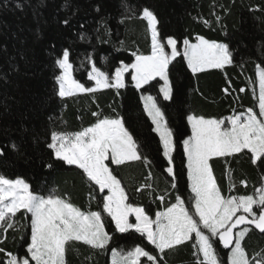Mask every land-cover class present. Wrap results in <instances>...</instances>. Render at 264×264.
<instances>
[{
    "label": "trees",
    "instance_id": "1",
    "mask_svg": "<svg viewBox=\"0 0 264 264\" xmlns=\"http://www.w3.org/2000/svg\"><path fill=\"white\" fill-rule=\"evenodd\" d=\"M70 4L71 7L66 8L65 0H0V148L5 152L0 157V174L7 178H23L36 193L49 195L54 192L70 199L82 210H100V196L95 186H90L80 169L54 161L46 144L52 130L79 131L95 122L94 111L114 115L115 109L140 139L144 146L142 151L151 161L147 166L141 161L111 165L129 193L130 202L144 207L153 217L156 212L163 211L166 204L174 202L177 193L187 201L191 193L182 146L174 153V170L179 178L177 188L172 189V178L165 171L167 162L159 139L140 102L145 89L153 95L158 89L146 85L138 92L126 74L127 86L120 90L119 96L115 90L105 89L61 100L56 95L54 76L59 70L54 61L64 48H69L74 78L91 86L93 83L87 79L89 56L102 70L112 72L121 61L132 63L135 57L131 53L137 49L149 54L146 21L136 18L145 6L156 12L162 36L176 38L178 47L182 48L185 38L195 42L198 35L228 43L234 62L224 70L210 69L194 76L182 56L169 66L174 102H161L179 142L190 134L186 121L188 113L225 118L248 108L256 109L255 67L264 62V11L255 9H264V0H235L234 3L233 0H70ZM125 4L131 10V18L125 19L129 14ZM64 19H69L67 26L62 23ZM82 34L86 39L81 40ZM226 88L228 93L224 91ZM241 88L245 91L240 92ZM12 144L17 145V150L12 149ZM249 157L250 154L241 153L211 162L225 195L253 194L254 188L261 185L264 168L253 165ZM49 162H54L55 167L49 169ZM149 172L152 178L146 179ZM229 175L236 181L234 191H229ZM240 180H247V188L239 183ZM144 184L152 187L138 192L136 189ZM159 195H165L163 203L157 199ZM16 219L19 221L17 227L24 225L23 231L10 229L0 247L23 255L29 243V215L17 213ZM106 230L113 235L107 251L94 252L78 244L76 250L67 254L68 264H108L111 249L127 251L135 245L156 254L154 247L138 233L115 232L109 218ZM244 243L251 255L264 248V234L254 230ZM218 248L221 257L226 258L228 250L222 246ZM192 253L191 242H188L166 253V261L161 264H194ZM86 256H92L91 261L86 260ZM2 259L4 256L0 254ZM142 261L148 264L145 259Z\"/></svg>",
    "mask_w": 264,
    "mask_h": 264
},
{
    "label": "snow or ice",
    "instance_id": "2",
    "mask_svg": "<svg viewBox=\"0 0 264 264\" xmlns=\"http://www.w3.org/2000/svg\"><path fill=\"white\" fill-rule=\"evenodd\" d=\"M64 7H71L70 0H65ZM125 8L129 13L125 19L131 18L129 6L125 4ZM255 10L264 11L262 8ZM136 18L146 21L151 37L149 54L137 49L131 53L135 57L134 62L121 61L112 72L102 70L89 56L91 67L87 79L94 83L86 86L74 78L71 51L64 48L54 61L59 70L54 76L56 95L63 100L77 93L113 89L119 96L120 90L127 86L126 74L138 92L146 85L158 89L156 95L148 89L141 93L143 110L153 125L152 131L159 137V145L167 161L165 171L172 178V189L177 188L179 178L174 170V153L178 146H182L190 197L186 201L177 193L174 202L166 204L154 218L144 207L133 205L111 165L141 161L147 166L151 161L142 151L144 146L140 139L126 126L125 118L119 112L113 109L114 115H103L94 111L92 115L96 119L90 126L79 131L52 130L46 146L51 150L54 161L82 170L90 186L94 185L98 190L100 210H82L70 199L54 192L49 195L36 193L23 178H7L0 174V244L5 242L10 229L23 231L24 225L17 227V213L30 214V242L26 251L20 255L0 247V254L4 256L0 264H68L67 254L76 250L78 244L88 246L94 252H105L113 240V235L106 230L108 218L114 223L115 232L138 233L156 250L154 254L141 245L127 251L113 248L111 264H145L142 258H146L148 264H161L166 261V253L188 242L193 249L194 264H264V248L249 255L244 243L254 230L264 234V176H261V185L254 188L253 194L225 195L211 163L215 158L245 153L250 154L253 165L264 168V62L257 63L255 67L259 84L258 112L248 108L225 118H206L188 113L186 121L190 135L178 142L161 102H174V83L169 66L182 56L194 76L209 69L224 70L234 62L233 51L228 43L199 35L195 42L183 39L182 48L178 47L176 38L162 36L158 28L160 20L151 7L140 9ZM120 22L123 23L124 19ZM62 23L67 26L69 19ZM105 31L108 32L107 27ZM80 38L86 39L83 34ZM154 81L156 83H152ZM224 91L228 93L227 88ZM239 91L244 92L245 89ZM11 147L17 150L16 144ZM4 155L0 148V157ZM47 167L52 169L55 163L49 162ZM228 171L230 174L231 169ZM151 178L152 173L149 172L146 179ZM239 183L245 188L248 186L247 180ZM151 187L144 184L136 190L139 192ZM235 188L236 181L229 175V191ZM90 198L95 199V196L90 195ZM157 199L163 203L165 195H159ZM131 216H134V221H130ZM218 246L228 250L226 258L221 257ZM85 259L91 261L92 256Z\"/></svg>",
    "mask_w": 264,
    "mask_h": 264
},
{
    "label": "rangeland",
    "instance_id": "3",
    "mask_svg": "<svg viewBox=\"0 0 264 264\" xmlns=\"http://www.w3.org/2000/svg\"><path fill=\"white\" fill-rule=\"evenodd\" d=\"M149 37H150V33H149ZM150 47H151V37H150ZM134 60H135V58H134ZM134 60H133V62H134ZM186 63V62H185ZM187 66V65H186ZM90 67H91V65H90ZM210 70V69H209ZM190 71V70H189ZM191 72V71H190ZM92 82V81H91ZM92 83H94V82H92ZM132 83V82H131ZM162 83V82H161ZM133 86V85H132ZM77 94H83V93H77ZM76 94V95H77ZM258 96H259V84H258V80H257V104H256V109H255V111H257L258 112ZM140 102H141V105H142V109H143V103H142V101H141V99H140ZM143 112H144V110H143ZM144 114L146 115V113L144 112ZM146 117L148 118V116L146 115ZM148 120H149V122L151 123V121H150V119L148 118ZM152 125V124H151ZM152 128H153V125H152ZM188 128H189V132H190V126H188ZM155 133V132H154ZM156 134V133H155ZM190 135V134H189ZM156 136H157V134H156ZM158 137V136H157ZM158 139H159V137H158ZM162 148V147H161ZM163 155V154H162ZM163 158H164V160L166 161V158L163 156ZM167 162V161H166ZM72 166H74V165H72ZM185 169H186V167H185ZM82 171V170H81ZM186 178H187V170H186ZM187 182H188V180H187ZM188 189H189V192H190V188H189V183H188ZM191 193V192H190ZM155 217V215L153 216V218ZM110 219V218H109ZM134 216H131L130 217V221H134ZM28 224H29V231H30V214H29V222H28ZM112 224H113V226H114V223L112 222ZM241 227H243V226H241ZM234 231H236V230H234ZM29 242H30V235H29ZM142 259H145L146 260V258H142ZM108 264H111V252L109 253V258H108Z\"/></svg>",
    "mask_w": 264,
    "mask_h": 264
}]
</instances>
